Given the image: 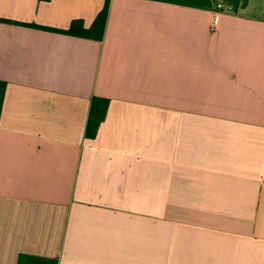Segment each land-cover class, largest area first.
<instances>
[{
  "label": "crops",
  "instance_id": "1",
  "mask_svg": "<svg viewBox=\"0 0 264 264\" xmlns=\"http://www.w3.org/2000/svg\"><path fill=\"white\" fill-rule=\"evenodd\" d=\"M104 6L0 0V264H264V0H111L102 41L40 29Z\"/></svg>",
  "mask_w": 264,
  "mask_h": 264
},
{
  "label": "trees",
  "instance_id": "2",
  "mask_svg": "<svg viewBox=\"0 0 264 264\" xmlns=\"http://www.w3.org/2000/svg\"><path fill=\"white\" fill-rule=\"evenodd\" d=\"M41 2H49L50 0H40ZM105 6L103 10L99 13L95 19L92 27L86 29L82 21H74L68 31H59L53 29L40 28L44 30H49L52 32H58L66 35L102 41L105 35V29L109 14L110 2L111 0H104ZM157 2H163L178 6L190 7L201 10L213 11L214 4L218 0H152ZM226 4L232 5L235 9V14L240 9L245 8L250 0H223ZM34 28H39L37 26H31ZM7 90V83L0 81V116L3 111V105L5 100ZM109 100L102 98H94L91 105L89 120L86 129L87 139H95L101 124L105 121L107 111L109 108ZM18 264H58L55 259H48L42 257H36L31 255L22 254L19 256Z\"/></svg>",
  "mask_w": 264,
  "mask_h": 264
},
{
  "label": "built area",
  "instance_id": "3",
  "mask_svg": "<svg viewBox=\"0 0 264 264\" xmlns=\"http://www.w3.org/2000/svg\"><path fill=\"white\" fill-rule=\"evenodd\" d=\"M213 12L216 15H234L235 14V9L232 5L226 4L223 0H218L214 4V9Z\"/></svg>",
  "mask_w": 264,
  "mask_h": 264
}]
</instances>
